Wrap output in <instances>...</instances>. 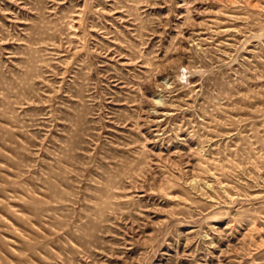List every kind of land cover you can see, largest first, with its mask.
Masks as SVG:
<instances>
[{
  "label": "rangeland",
  "instance_id": "obj_1",
  "mask_svg": "<svg viewBox=\"0 0 264 264\" xmlns=\"http://www.w3.org/2000/svg\"><path fill=\"white\" fill-rule=\"evenodd\" d=\"M0 264H264V0H0Z\"/></svg>",
  "mask_w": 264,
  "mask_h": 264
}]
</instances>
